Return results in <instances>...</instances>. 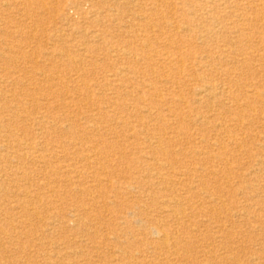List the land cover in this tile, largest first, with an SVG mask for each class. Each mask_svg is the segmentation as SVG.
<instances>
[{
    "label": "rangeland",
    "instance_id": "rangeland-1",
    "mask_svg": "<svg viewBox=\"0 0 264 264\" xmlns=\"http://www.w3.org/2000/svg\"><path fill=\"white\" fill-rule=\"evenodd\" d=\"M49 1L47 10H43L40 6L41 0L40 2L29 0L30 4H27L29 7H25L22 0H17L18 9L10 7L7 9L3 5L10 3L11 0H0V52L4 50L6 51L4 55L13 57L12 62L0 60V93L2 94L0 114L4 115L6 121L12 114L10 109L18 105L26 108L24 115L8 126L4 135L11 133L15 140L28 138L29 143L35 146L40 144L37 154L44 155L45 149L53 150L52 156L55 154V158L52 162L55 167L66 165L65 158L76 159L78 155H85L86 149L83 147V152L80 154H77V150L71 145L63 152L61 149L72 141L80 143L84 138V141L86 138L91 140L98 149L107 152L109 156L105 164L107 178L100 176L103 180L102 184L92 182L91 172L96 169L87 171L83 163L77 161L75 167L78 168L79 175L70 174L66 175L68 177H60V174H52V179L57 180L59 188L57 198L47 197L50 206L66 219V216L74 210L76 203L72 200L74 195L69 190L67 180L80 181L91 187L95 193L102 194L106 202V206L101 208L103 220L100 221V225L102 235H108L110 239L106 246V253L109 256L116 257L118 242L127 249L129 243L141 241L143 239L141 221H153L158 217V213L150 206L158 205L166 197V193L161 191V187L152 186L151 181L145 178L143 171L146 167V154L139 141L142 135L138 133L136 135L138 138L127 137L122 126L114 120L118 118V122L122 120L133 123L136 117H129V111L133 107H140V102L135 101V96L142 93L146 81L144 80L143 83L141 76L146 75V78L160 90L165 101L153 103L151 107L162 114L166 122L173 126L176 124L174 127L178 128L176 143L173 139L171 145L165 147V151L167 153L174 151L177 156L179 153L187 154L189 151L203 152L207 148L200 140L201 136L206 135L214 139L219 138V133L212 129L203 133L199 131L198 126L190 124L188 115L196 114L194 111L192 113L193 109H200L199 113L202 114L205 111L203 105L199 107L194 103L196 91L201 86L202 80L217 86L227 83L226 87L229 88L232 101L224 106L228 110L224 115L230 129L233 123L230 120L233 118H240L245 124L242 136H238L244 138L243 147L237 150L228 149L226 165L215 161L205 165L200 159L195 157L192 160L188 155H185V161L189 168L195 167L197 170L194 180H202L203 189L213 192L228 210V215H231L227 225L228 254L223 255L224 252L219 250L217 256L220 258L228 256V264H253L252 258L257 259L255 264H264V190H258L257 185L260 183L259 186H264V175L256 171V152L253 145L257 137L264 140V0L260 3L254 2L255 5L259 3L261 21L257 22L258 24L252 23V27L240 18L241 15H245L248 19L254 17L251 6L246 4L248 0H163L160 8L162 15L158 13L153 18L150 17L148 10L149 0L143 1L146 5L144 10L128 8L123 14V9H119L115 17H123L124 22H127L126 26H131L133 29H136L137 25H144L143 22L149 18L154 25L159 24L157 22L161 21V18L162 21H172L181 26L192 24L190 33H179L178 36H162L157 32V27L154 28L153 38L149 40L152 48L145 53L139 50L138 42L131 41V34H122L121 29L111 22L112 20L104 18L105 5L112 6L114 3L112 0ZM64 6H67V21L63 20L61 15ZM19 12H25V16L29 14V19L17 16ZM54 37L59 42L54 40ZM121 39L125 41L126 46H120L123 44V41H119ZM86 44L91 45L96 51L84 52ZM109 47L119 51L126 50L131 57L126 58L121 55L116 59L109 54ZM7 48L10 49L7 51ZM63 50L74 65L62 63L58 53ZM50 51H54L53 57H50ZM151 51L170 52L176 57L180 56L185 68L184 72L177 76L174 67H171V71L164 73L167 77L165 79L159 74L163 63L153 56ZM257 54L260 58L254 57ZM120 69H124L125 73H116ZM249 85L263 94L260 100L247 98L248 93L245 92ZM85 86L91 93L90 99L84 96ZM125 91H133L131 97H121L120 94ZM176 95L182 96L184 105L173 103ZM150 102L147 101L145 104ZM238 104L241 105L239 111L235 108ZM98 107L104 110L96 117L95 122L104 129V132L101 133V138L96 140L88 125L93 121V114H97ZM106 107L108 112L104 113ZM249 108L254 109V112H250ZM221 110L219 111L222 113ZM217 113L215 111L214 115ZM256 115H261V118L258 120ZM142 117L148 122L147 118H144L145 115ZM64 118H67V122L61 121ZM217 118L218 116L215 117ZM53 119H57V122L54 123ZM213 152L215 153L214 150ZM3 156L5 153L0 151V185L5 188L23 185L22 175L17 174L22 171L30 174L34 183L44 181V176L37 173L42 169L39 163H30L28 160L18 170L11 160H1ZM177 160H179L177 166L181 170L184 169L182 160L180 158ZM203 165L208 170L202 171ZM210 170L214 171L215 175L209 176ZM97 174L100 175L99 172ZM107 179L111 181L107 183ZM129 185L136 187L134 192L126 190ZM167 186L171 184L168 183ZM76 201L80 204L78 200ZM201 201L202 199L198 198L192 199L195 205ZM139 205L148 206L150 211L135 209ZM92 210L95 211L96 208ZM242 210L246 212L245 218L238 216L240 211L243 212ZM247 219L249 221L244 222ZM129 227L131 234L126 232ZM25 229H22L23 235L14 240L18 245L19 242L27 244V234L32 235L33 238V234H37L35 230L30 232L28 227ZM68 231L58 227L52 235L44 236L41 241L44 245L51 242L61 243L63 240L61 238L64 237L68 241L77 242L82 251L90 254L86 259H90L91 264H105L103 254H97L94 249L96 245L81 237V229ZM200 231L204 233L205 230L200 228ZM114 237L117 240H114ZM221 241L218 238L212 245H220ZM33 242L35 246L27 248L24 254L18 252L19 246L8 247L5 253L6 260H9L10 264H18L21 260L30 259L36 264L37 255L41 253L39 245L42 242ZM198 244L210 246L209 242L204 244L198 241L196 246ZM197 249L195 248L199 251V248ZM43 250L48 251L49 248L43 247ZM197 263L206 262L200 253L194 251L183 264Z\"/></svg>",
    "mask_w": 264,
    "mask_h": 264
},
{
    "label": "bare ground",
    "instance_id": "bare-ground-1",
    "mask_svg": "<svg viewBox=\"0 0 264 264\" xmlns=\"http://www.w3.org/2000/svg\"><path fill=\"white\" fill-rule=\"evenodd\" d=\"M22 1L25 7H29L27 5L30 4L29 0ZM112 1L114 2L112 6L105 5L106 9L104 12V18L112 20L111 22H114L115 25H117V27L121 29L120 32H122V34H131V41L133 42L135 40L136 42H138L139 50L144 53L145 51H149V49L152 48L149 45V40L154 34V28L156 27L157 32L162 36H178L179 33H190L192 31L193 26L191 23L181 26L172 21H162V18L160 19L161 21L157 22L159 24L155 25L150 21L151 19L149 18L147 19V21L143 22L144 25H137V28L133 29V27L131 26H126L127 22H124L123 17H115V13H118L119 9H123L124 14V10H127L128 8H138L144 10L146 6L143 2L144 0ZM255 1L259 3L261 2V0H248L246 3L248 6H251L250 8L253 12L254 17L251 19H248L246 17V19L245 15L240 16L241 20L247 25H250V27H252V23L261 21V12L260 9H258L259 3L258 5H255ZM149 2L150 3L148 10L150 11V17L153 18L154 16H157L158 13L162 15L160 8L161 2L164 1L149 0ZM49 3V0H41L40 6L43 8V10H47V6ZM3 7L7 9L9 7L13 9L19 8L17 0H11L10 3L3 5ZM66 7H61V15L63 17V20L67 21L68 18L66 14ZM21 13L19 12L17 16L25 19L28 18L29 14L26 13L28 16H25V12ZM127 28L129 30H126ZM54 40L59 42V40H57V38L55 37ZM119 41H123V39ZM122 43L123 44L121 45L119 43L118 44L120 46H126L125 41H123ZM9 49L10 48H7L6 50L8 51ZM84 50V52L87 53H94L96 51V49H94L91 45L87 44L85 45ZM5 52L6 51L4 50L0 52V60L2 62L4 60L6 62H12L13 57L4 55ZM108 52L109 54H112L111 56H114L116 59H119L121 55L126 58L131 57V54L126 50L119 51V49L109 47ZM49 54L50 57H53L54 51H50ZM153 56L162 61L163 68L162 70H160L161 73L159 74H162V77H164L165 79H167V77L166 75L164 76V73H167L171 67H174L173 69H175L174 71L176 72L177 76L181 75L184 72L185 68L180 56L176 57L175 54H172L170 52H153ZM58 57L60 58L62 63L66 65H74L66 51L63 50L61 53H58ZM254 57L260 58L258 54ZM74 70L76 73H78L76 68H74ZM116 73L123 74L125 73V70L120 69ZM143 74L145 73H142V75ZM146 77V75L141 76L143 83L145 80L146 84H143L144 88L142 93L136 94L135 96V101L140 102V107H133L132 110H128L130 114L129 117H136L137 119L135 118V120H133V123H130V121L124 122L122 120L121 122H118V118L117 120H114L115 123H118L122 126L124 134L127 135V137L138 138L136 137L138 133L142 135L139 141L146 154V167L143 171L145 178L151 181L152 186L161 187V191L166 193V197L161 200L158 205L150 206L158 213V217L153 221H141V223H143V239L141 241L137 240V242L133 241L129 243L127 249L122 247L123 245L119 244L118 242L117 244L119 247L116 251V257H113L114 255L109 256V254L106 253V246H108L110 239L108 238V235H102L100 225V221L103 220V212L101 208L106 206V202L102 198V194L100 195V193H95L91 187H89L85 183H81L80 181L73 182L72 180H67L69 183V190L70 192L72 191V194L74 195L72 197V200H74L76 203L74 204V210L71 211L69 216H66V219L65 217L60 216V214L50 206V202L48 201L47 197L57 198L56 194L58 193L59 188L57 180L52 179V174H60V177H68L70 174L79 175V170L75 167V163L77 161L78 163H83V166L87 168V171L88 169H96V171L91 172L92 182L102 184L103 180H101L100 176H105V178H107L105 164L108 162L109 156L107 152H103L98 149L97 145L91 142V140L86 138V141H84V138L80 141V143L72 141L67 146L63 148L61 147V149L63 152L68 146L71 145L72 148L77 150V154L83 152V148L86 149V151L84 150L86 154L83 156L78 155V158L76 159L65 158L64 163H66V165L55 167V165L53 164L54 162H52V159L55 158V154L52 156L53 150L50 151L51 149H45L44 155L40 153L37 154V152H39L37 151V149L38 147H40V144L35 146L32 143L28 142V140H30L28 138L24 140H15L14 135H11L10 131L9 135H4L8 126H11V124L18 120L21 115H24L26 108L18 105L13 109H10V112L12 114L8 117V120L5 121L4 115L0 114V151L5 153V156L1 157V160H11V163H14V167L18 170H20L28 160L30 163H39L40 165H42V169H39L37 173H40L44 176V181L42 183H34L33 179L30 177V174L22 171L18 172L17 174L22 175L23 179H21V181L24 182L23 185L15 186L13 188H5L3 185H0V264L11 263L9 260H6L5 256L8 247L19 246L18 252L24 254L27 248L29 249V247L31 248L32 246H35V242L33 241L42 242L41 240L44 236L52 235L58 227L63 228L65 231H68L69 229H81V237H83L84 240L96 245L94 249L97 254H103V262L105 264H183L188 260L189 257H191V254L194 253V251H196L197 254L200 253V255L206 262L205 264H218L220 262L228 264V256L220 258L216 253L219 250H222L224 252L223 255L228 254L227 243L229 235L227 225L231 215H228V210L222 204V201L215 197L213 192L203 189L204 183L202 180H194L197 170L195 167H193L192 169L189 168L187 162L185 161V155H188L191 156L189 158H192V160L195 157L200 159L201 163L205 165L214 161L216 163L221 162L223 165H226L228 163L226 157L228 154V149L230 148V150H237L243 147L242 143L245 142L244 138H239L238 136H242L241 133L242 129H245L246 127L245 124H243L240 118H233L232 120H230L233 122L230 129V127L227 125L224 115V112L226 113V111H228L224 106L227 104V102L232 101V97L229 95V88L226 87V85L228 84L222 83L221 85L217 86L206 80H202L201 86L196 91L197 93L195 94L194 103L199 107L203 105L205 111L202 114L199 113L200 109H193L192 113L194 111L196 112V114H194V116L188 115L190 124L198 126L200 132L204 133V131L212 129L219 133V138L210 139L208 136L202 135L200 140L206 145L207 149L205 148V152L189 151L187 154L179 153V155L177 156L174 151L167 153L165 151V147L168 145L170 146L173 139H175L174 142L176 143L177 135H179L178 128L174 127L176 124L173 126L171 123L166 122L164 116L157 111H154L153 107H151V104L153 105V103H164L165 101H163L164 98L160 93V90H158L156 86L152 84ZM85 88L84 96H86L87 99H90L91 93L88 91L89 89L87 88V86H85ZM132 93L133 91H125L124 93L119 94L121 97L124 96V98H127L131 97ZM245 93H248V97L246 96L247 98L254 101L260 100L263 95L262 93L258 92L252 85L248 86V90ZM0 97H2V94L0 95ZM182 99V96L176 95L175 99H173V101L175 102L173 103L184 105L185 103L182 101ZM147 101L151 102L145 104V102ZM235 108L239 111L241 109V105L238 104L235 106ZM106 109L107 107L105 108V110ZM103 110L104 109L98 107L96 110L97 114H93L95 118L93 116V121H91V123L88 125V129L93 133V138L96 140H99L101 138V133L104 132V129L100 127L97 122H95L96 117L100 116V113ZM219 110L223 112L221 113ZM248 110L252 112L254 109L251 110V108H249ZM215 111L218 112L216 115H214ZM249 111L248 113L250 114ZM106 112L108 111L106 110L104 113ZM143 115L146 116L144 118H147L148 122L143 119ZM216 116H218L217 119H215ZM256 117L259 120L261 118V115H256ZM53 121L54 123H56L57 119H53ZM61 121L67 122V118L62 119ZM257 139L253 144L255 147L254 151L256 152V171H258V173L263 176L264 140ZM213 150L215 151V153L213 152ZM177 158H180V160H182L184 169L181 170L180 167L177 166L179 162ZM205 165H203L204 167L202 168V171L208 170ZM222 171H224V169H222ZM98 172L100 173V175L97 174ZM208 175L213 176L215 175V172L210 170L208 172ZM190 177H192V179ZM110 181L111 180L109 179L106 180L107 183H109ZM168 183L171 184V186H167ZM259 184L257 183L258 190H264V186H259ZM176 185L178 187H176ZM135 189L136 187L131 185L126 187V190L129 192H134ZM195 198H198L199 200L202 199L201 203H198L196 205L193 204L192 199ZM76 200H78L80 204ZM92 208H96V210L94 211L92 210ZM135 209L150 211L149 207L146 205L136 206ZM238 216H244L245 218L246 212L240 211L238 213ZM247 221L249 220L247 219L244 222ZM25 227H28L30 232L34 230L37 231V234H33L34 238L32 237V235L27 234V244L19 242L18 245V242H15L14 240L19 239L20 235H23L22 229H25ZM200 228H204V233H201ZM126 232L128 234H131L130 227ZM218 238L222 240L221 244L216 246L212 245ZM61 239L64 240H61V243L51 242L46 245H44L43 242L40 243L39 246L42 249L40 248L41 253L37 255V263L91 264V260L86 259L90 254H86V252L82 251L80 246L77 245V242H71V240L68 241L64 237ZM114 240H117V238L114 237ZM198 241L203 242L204 244L205 242H209L210 246H203L202 244H198L196 246V243H198ZM43 247H48L49 250H43ZM135 247H137L136 250L133 249ZM195 248H199V251H197L198 249L195 250ZM128 249H131L133 251H130ZM256 260V258H252L251 262L255 264L254 262H256ZM232 262L235 263L236 260H232ZM18 264H35V262H31L30 259H24L21 260V262Z\"/></svg>",
    "mask_w": 264,
    "mask_h": 264
}]
</instances>
